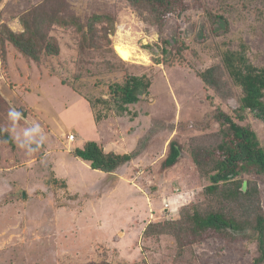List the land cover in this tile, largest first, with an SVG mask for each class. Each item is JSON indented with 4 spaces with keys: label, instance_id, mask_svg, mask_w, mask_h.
<instances>
[{
    "label": "rangeland",
    "instance_id": "374dc122",
    "mask_svg": "<svg viewBox=\"0 0 264 264\" xmlns=\"http://www.w3.org/2000/svg\"><path fill=\"white\" fill-rule=\"evenodd\" d=\"M37 1L0 0V31L5 24L22 30L20 15ZM68 1L83 19L113 15L116 29L110 44L100 36L82 47L75 30L54 28L58 55L34 62L9 44L8 64L0 57V123L16 144L12 148L0 140V202L17 190V199L0 207V264H252L256 244L245 237L209 235L181 247L171 234L145 235L144 230L151 220L179 219L183 205L220 208L205 192L210 181L191 155L221 141L216 115L220 110L233 114L240 91L228 74L216 89L199 73L220 63V42L235 46L239 37L250 45L253 61L264 63V3L254 5L262 6V15L254 7L241 11L227 35L214 36L200 6L220 11L212 0H188L190 7L168 16L163 26L139 16L145 5L132 7L126 0ZM104 26L97 24L99 35ZM121 48L131 51L128 59ZM173 54L183 62L169 63ZM129 74H146L152 81L149 94L130 106L131 114L97 124L86 97H108L110 84L124 82ZM242 123L264 145V121L246 112ZM71 133L74 141H69ZM170 140L182 145L183 155L173 167L161 169ZM87 141L107 152L134 151L138 158L123 175L107 174L72 158L73 149ZM55 176L67 179L87 200L96 199L95 192L110 182H117V189L102 194L97 206L85 201L79 209L59 208L56 199H65L66 190L60 188L62 181L51 183ZM245 177L258 184L264 208V178ZM145 206L152 210H142Z\"/></svg>",
    "mask_w": 264,
    "mask_h": 264
},
{
    "label": "trees",
    "instance_id": "16d2710c",
    "mask_svg": "<svg viewBox=\"0 0 264 264\" xmlns=\"http://www.w3.org/2000/svg\"><path fill=\"white\" fill-rule=\"evenodd\" d=\"M213 1L218 2L220 11L205 4L200 6L207 14L209 29L214 36L227 35L231 30V23L239 20L241 11L254 7L256 12L263 14L262 6L254 5L257 1L264 3V0ZM126 2L132 7L145 5L138 10L139 16L157 26H163L168 16L177 11L179 13L185 11L191 5V1L188 0H126ZM20 22L22 30H13L5 24L0 31V57L1 61H7V64L10 46L34 62H38L42 55H58L59 42L56 36L51 34L54 28L75 30L81 36L82 47L91 46L100 36L110 44L109 35L116 29L113 15L92 14L83 19L73 11L68 0H39L20 15ZM103 22H106V26L102 27V34L99 35L97 24ZM238 40L235 46H232L229 40L220 42L217 46L220 63L206 68L199 76L207 86L220 89L225 83L224 74H228L232 84L240 91L237 98L239 106L233 110V114L220 110L216 115L220 125L221 141L214 148L199 146L200 148L192 155L190 153L193 163L210 181L205 187V192L217 199L221 206L219 209L202 210L196 204L183 205L178 211L179 219L173 218V215L165 220H158L159 222L151 220L146 224L144 231L145 235L171 234L181 247L197 244L209 235L245 237L256 244L257 255L253 258L252 264H264V208L260 188L254 180L245 177L255 174L264 178V145L256 131L249 124L242 123L246 119V112L264 121V63L256 64L252 59L250 45L243 37H239ZM182 44L185 45L184 42ZM166 51L168 50L164 49V52ZM182 60L183 58L175 55L167 59L169 63L183 62ZM112 68L114 66H111ZM151 86L152 81L146 74H129L124 82L110 84L108 97H86L95 122L101 123L113 115L123 117L131 114L130 106L140 102L143 96L146 97ZM0 140L12 148L16 146L12 134L1 123ZM167 153L162 160L161 169L173 167L179 162L183 155L182 145L178 141L170 140ZM72 154L89 162L93 169L112 175H123L138 158L134 151L107 152L96 141H87L82 147H75ZM58 181H62L60 188L69 193L65 191V199L64 195L61 199H56L62 204L59 208H81L88 195L78 190L73 191L67 179L59 180L55 176L51 183L56 184ZM113 185L110 182L107 188L102 187L94 196L102 195ZM13 193H17V190L9 196L7 194L0 202V207L17 199ZM24 193L27 194L26 191ZM19 196L22 197L23 192Z\"/></svg>",
    "mask_w": 264,
    "mask_h": 264
},
{
    "label": "crops",
    "instance_id": "0c3cea01",
    "mask_svg": "<svg viewBox=\"0 0 264 264\" xmlns=\"http://www.w3.org/2000/svg\"><path fill=\"white\" fill-rule=\"evenodd\" d=\"M70 153V150H67V154H69ZM69 155H71V154H69ZM72 156V155H71ZM72 158L73 159H79V158H76V157H74V156H72ZM60 160V159H59ZM79 160H81V159H79ZM82 162H87V161H84V160H81ZM70 162V161H69ZM89 163V162H88ZM68 164V165H67ZM67 168L69 169H71V167H72V164L70 163H68L67 162ZM64 172H66V173H69V170H65ZM105 175H107V174H105ZM105 178H106V176H105ZM117 183V182H116ZM115 183V184H116ZM113 185V187L111 188V189H109L107 192H105V194L107 195L108 193L109 194H111V193H113L114 191H116V189H117V187H116V185ZM135 186V185H134ZM90 187V186H89ZM140 191H142V190H140ZM80 192H82V191H80ZM84 193V192H83ZM140 193V192H139ZM102 194H104V193H102ZM146 195V194H145ZM103 196V195H102ZM102 196L100 195V196H95L96 197V199H92V200H86V206H90V205H94V206H97V205H99V203H101V202H98V201H100V200H104V198H102ZM137 197V196H136ZM147 200H148V197H147ZM101 205V204H100ZM161 209V208H160ZM142 210H152L151 209V207H149V206H145Z\"/></svg>",
    "mask_w": 264,
    "mask_h": 264
},
{
    "label": "bare ground",
    "instance_id": "6f19581e",
    "mask_svg": "<svg viewBox=\"0 0 264 264\" xmlns=\"http://www.w3.org/2000/svg\"><path fill=\"white\" fill-rule=\"evenodd\" d=\"M117 47H118V46H117ZM120 54H121L124 58L128 59V58L131 56V51L128 50V49H123V48H121V50H120Z\"/></svg>",
    "mask_w": 264,
    "mask_h": 264
},
{
    "label": "built area",
    "instance_id": "2783aa9c",
    "mask_svg": "<svg viewBox=\"0 0 264 264\" xmlns=\"http://www.w3.org/2000/svg\"><path fill=\"white\" fill-rule=\"evenodd\" d=\"M75 140V134L71 133L69 134V141H74Z\"/></svg>",
    "mask_w": 264,
    "mask_h": 264
},
{
    "label": "clouds",
    "instance_id": "9594fccd",
    "mask_svg": "<svg viewBox=\"0 0 264 264\" xmlns=\"http://www.w3.org/2000/svg\"><path fill=\"white\" fill-rule=\"evenodd\" d=\"M19 115V113H17V116ZM39 129H38V127L37 128H35V129H32L31 131H38ZM41 139H43V138H41Z\"/></svg>",
    "mask_w": 264,
    "mask_h": 264
},
{
    "label": "water",
    "instance_id": "95a60500",
    "mask_svg": "<svg viewBox=\"0 0 264 264\" xmlns=\"http://www.w3.org/2000/svg\"><path fill=\"white\" fill-rule=\"evenodd\" d=\"M24 195H25V193H24Z\"/></svg>",
    "mask_w": 264,
    "mask_h": 264
}]
</instances>
